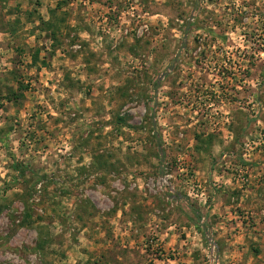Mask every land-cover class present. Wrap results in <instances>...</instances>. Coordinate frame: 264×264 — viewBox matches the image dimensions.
<instances>
[{"label":"rangeland","instance_id":"374dc122","mask_svg":"<svg viewBox=\"0 0 264 264\" xmlns=\"http://www.w3.org/2000/svg\"><path fill=\"white\" fill-rule=\"evenodd\" d=\"M0 264H264V0H0Z\"/></svg>","mask_w":264,"mask_h":264},{"label":"crops","instance_id":"0c3cea01","mask_svg":"<svg viewBox=\"0 0 264 264\" xmlns=\"http://www.w3.org/2000/svg\"><path fill=\"white\" fill-rule=\"evenodd\" d=\"M229 188L233 191H236V192H240V193H242V195H246V193H248V191H249V189L248 188H245L244 187V184H241V183H239L237 180L236 181H234V179L231 181L230 180V186H229ZM251 190V189H250ZM241 195V196H242ZM241 201V200H240ZM231 213V212H230ZM235 227H237V225L235 226Z\"/></svg>","mask_w":264,"mask_h":264},{"label":"trees","instance_id":"16d2710c","mask_svg":"<svg viewBox=\"0 0 264 264\" xmlns=\"http://www.w3.org/2000/svg\"><path fill=\"white\" fill-rule=\"evenodd\" d=\"M51 27V34L53 36V38L56 37V35L59 33V29L57 28V26H54V24H50L49 25ZM39 51L37 50V52L35 53V56H38Z\"/></svg>","mask_w":264,"mask_h":264},{"label":"built area","instance_id":"2783aa9c","mask_svg":"<svg viewBox=\"0 0 264 264\" xmlns=\"http://www.w3.org/2000/svg\"><path fill=\"white\" fill-rule=\"evenodd\" d=\"M236 180H238V179H236ZM245 180H246L245 178L241 177L240 180H238V181L244 182Z\"/></svg>","mask_w":264,"mask_h":264}]
</instances>
